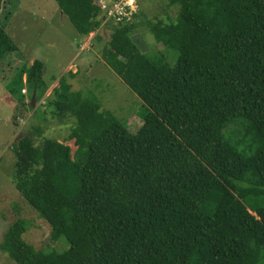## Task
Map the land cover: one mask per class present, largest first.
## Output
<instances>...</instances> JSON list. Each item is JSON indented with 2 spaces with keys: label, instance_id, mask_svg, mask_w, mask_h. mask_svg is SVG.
<instances>
[{
  "label": "trees",
  "instance_id": "1",
  "mask_svg": "<svg viewBox=\"0 0 264 264\" xmlns=\"http://www.w3.org/2000/svg\"><path fill=\"white\" fill-rule=\"evenodd\" d=\"M54 1L80 37L105 16L96 0ZM168 4L176 19L147 24L176 51L174 63L140 50L134 19H111L103 47L105 64L142 101L136 131L62 75L50 104L75 118L64 139L74 153L51 137L13 141L14 187L50 237L67 242L35 248L18 217L0 241L17 264H264V0ZM11 10L0 18V60L17 49L5 29ZM42 68L34 59L12 83L35 88L37 101Z\"/></svg>",
  "mask_w": 264,
  "mask_h": 264
},
{
  "label": "rangeland",
  "instance_id": "2",
  "mask_svg": "<svg viewBox=\"0 0 264 264\" xmlns=\"http://www.w3.org/2000/svg\"><path fill=\"white\" fill-rule=\"evenodd\" d=\"M123 3L132 11L129 19L139 22L131 37L140 50L174 63L176 51L155 40L147 21L176 19L178 6L169 5L168 0H123ZM9 9L12 10L5 29L17 49L0 60V241L7 226L21 217L28 222V229L22 235L26 242L37 249L61 251L67 247L65 238L50 237L47 221L11 181L15 161L11 150L13 141L26 133L33 135L36 143L51 137L69 145L71 154L74 153V140L64 139L75 118L53 115L50 104L52 90L62 75L72 90L95 96L103 109L110 110L133 132L142 123L139 115L142 101L103 60V47L109 40L113 17L105 15L96 31L80 37L54 0H4L1 19ZM34 59L43 62L45 89L31 105L33 90L26 83L12 81L17 79L18 70L31 65ZM21 86L26 90L22 95ZM10 87H16L15 94L12 95ZM238 127L231 123L228 129ZM0 264L17 263L0 250Z\"/></svg>",
  "mask_w": 264,
  "mask_h": 264
},
{
  "label": "built area",
  "instance_id": "3",
  "mask_svg": "<svg viewBox=\"0 0 264 264\" xmlns=\"http://www.w3.org/2000/svg\"><path fill=\"white\" fill-rule=\"evenodd\" d=\"M100 6L101 11L106 17L116 20H128L129 14L132 13L128 4L123 3V0H96ZM128 18V19H126ZM25 89L22 88V92L25 93Z\"/></svg>",
  "mask_w": 264,
  "mask_h": 264
},
{
  "label": "water",
  "instance_id": "4",
  "mask_svg": "<svg viewBox=\"0 0 264 264\" xmlns=\"http://www.w3.org/2000/svg\"><path fill=\"white\" fill-rule=\"evenodd\" d=\"M34 99H35V88L33 89L32 95H31V100H30L31 101L30 102L31 105H33Z\"/></svg>",
  "mask_w": 264,
  "mask_h": 264
},
{
  "label": "crops",
  "instance_id": "5",
  "mask_svg": "<svg viewBox=\"0 0 264 264\" xmlns=\"http://www.w3.org/2000/svg\"><path fill=\"white\" fill-rule=\"evenodd\" d=\"M24 79V78H23ZM25 93H26V91H25Z\"/></svg>",
  "mask_w": 264,
  "mask_h": 264
}]
</instances>
